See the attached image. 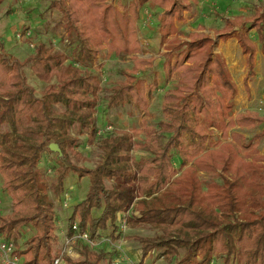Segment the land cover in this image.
<instances>
[{
  "label": "trees",
  "instance_id": "obj_1",
  "mask_svg": "<svg viewBox=\"0 0 264 264\" xmlns=\"http://www.w3.org/2000/svg\"><path fill=\"white\" fill-rule=\"evenodd\" d=\"M106 1L52 2V8L62 14L77 52L70 62L52 44L36 49L30 62L34 76L46 84L41 98L27 83L24 65L0 52V173L4 191L14 204L12 215L0 218V234L14 241L20 256L21 230L28 225L38 228L30 243L57 240L60 220L40 168L48 152L57 157V165H53L57 194L65 193L70 172L90 180L86 198L74 206L68 220L70 236L73 224L78 223L91 235L100 230L117 239L121 216L135 204L129 226L154 232L138 238L142 259L152 250H160L167 264H211L216 256L223 257L224 264L233 259L264 264V155L259 150L264 129L250 141L241 133H230L235 128L261 126L264 118L254 111L230 118L238 89L224 58L214 52L211 36L192 33L188 41L171 39L177 32L175 21L183 20V13L191 10L190 0L133 1L124 13ZM150 1L163 10L159 32L168 53L176 54L170 74L180 78L179 86L163 96L166 120L158 128L144 125L104 134L99 138L103 157L97 166L80 167L72 158H80L81 143L71 131L78 126L81 135H88L89 144L98 139L96 110L101 92L96 76L81 67L94 65L105 48L111 55L138 54L139 5ZM252 31L263 45L264 6L250 20L241 16L227 20L225 29L217 34L223 41L238 40L247 56L249 75L254 76L258 44ZM149 64L135 59L126 83L112 88L109 108L133 103L146 112L149 93L138 74H145ZM216 132L222 140L214 139ZM144 133L146 138L140 144L137 139ZM51 144L59 146L62 156L50 150ZM136 150L148 157L137 160ZM201 173L216 174L221 183L205 189ZM107 181L117 184L107 187ZM93 211L101 214L94 217ZM78 252L79 258L66 257L64 264H104L114 257L112 252L87 245H81ZM47 257L51 258L50 252ZM39 260L36 255L28 263L39 264Z\"/></svg>",
  "mask_w": 264,
  "mask_h": 264
},
{
  "label": "rangeland",
  "instance_id": "obj_2",
  "mask_svg": "<svg viewBox=\"0 0 264 264\" xmlns=\"http://www.w3.org/2000/svg\"><path fill=\"white\" fill-rule=\"evenodd\" d=\"M54 0H1L0 1V52L9 58H12L22 65L26 76L27 83L34 89L38 98L43 95L44 84L36 78L31 70L30 57L33 56L36 49L42 44H52L59 54L70 57L73 61L77 52L76 44L72 41L67 30V24L63 20L62 14L52 8L51 4ZM133 1L141 2L142 0H107L108 5L112 4L122 13L127 12ZM191 10L184 12V19L175 21L177 29L171 39L177 37L183 41H188L189 35L198 31L199 26H204L205 31L202 33L213 37L215 40L214 52L221 54L228 66L233 71V81L238 89L237 96L233 99V110L229 113L230 118L234 119L241 113L254 111L264 118V57L263 53L256 56L255 75L251 76L246 65V57L239 52L238 56H231L229 50L234 51V47L229 45L228 41H221L218 32L226 27L227 19H233L241 16L250 20L258 10V7L264 6V0H190ZM160 9L153 2H147L139 5L140 19L137 22V35L140 42V51L136 55H111L108 48L102 50L94 65L89 67H81L86 73L96 76L100 83L101 92L97 98L96 120L98 131L104 130L111 126L112 129L107 133L114 131H126L132 129H142L144 125L148 127H159L161 121H165L166 117L162 112L163 96L168 90H174L179 86L180 78L178 74H170V68L175 60V52L168 53L167 44L162 43L159 32ZM250 24L247 25L249 27ZM239 31H242L239 29ZM21 33L23 39L20 40L17 34ZM29 33H31L29 35ZM251 36L260 48V52L264 47L258 41V35L252 31ZM236 40V39H232ZM3 46V49L1 48ZM143 59L149 61L150 64L145 66V74L141 72L138 77L146 81L147 92L149 93V107L146 112H141L136 108L135 104H118L112 108L108 107L112 88L118 84L126 83L127 75L132 72L135 59ZM143 72V71H142ZM264 124L256 126L253 129L235 128L230 133H241L246 137V141H250L255 135L261 133ZM71 135L73 138L80 140L78 153L80 158H72L74 164L87 169H93L102 159L103 153L100 148V139L103 135H98V139L93 144L88 143V135H81L78 126L72 128ZM146 138V134H142L137 139L138 143H142ZM214 139L222 140L220 134L216 132ZM245 141V142H246ZM260 151L264 150V139L259 141ZM264 152V151H263ZM138 160L148 157L142 150H136L133 153ZM53 165H57L56 155L45 153L43 161L40 165L44 174L45 181L48 184V194L54 203V207L60 220L58 223L59 231L57 232V240H48L43 242L30 243V240L38 235V228L35 225H28L21 230L22 238L19 241L18 248L27 261L39 257V261L48 262L52 257H56L64 246L63 235L61 231L69 228V218L73 213L74 206L83 201L89 191L90 180L88 177H79L75 172H70L65 180V192L70 195L69 207L63 208L64 196L55 192L57 183L55 170ZM175 167L179 169L180 164L175 159ZM200 179L206 189L209 184L221 183L216 174H200ZM115 181H107V187L116 185ZM4 178L0 173V218H7L14 212V204L10 196L4 191ZM3 190V191H2ZM130 217L136 213L135 204L132 206ZM94 217L101 214L100 211L92 212ZM130 227V226H129ZM103 233V232H102ZM103 235H108L104 234ZM154 232L145 228H136L123 234L120 238L124 240L125 249L128 250L129 256L134 261L142 258L141 246L138 241L139 237L153 236ZM121 243L120 239L117 241ZM100 249L109 250L108 245H102ZM49 252L51 258L47 257ZM153 252H155L153 254ZM184 250L181 254H184ZM138 254V255H137ZM47 255V256H46ZM181 255V256H182ZM138 256V257H136ZM180 256V257H181ZM143 263L145 264H167V260L160 250H152ZM201 259V258H200ZM214 264H224V258L216 256L212 261ZM211 262V263H212ZM109 264V263H104ZM230 264H246L239 260H232Z\"/></svg>",
  "mask_w": 264,
  "mask_h": 264
},
{
  "label": "built area",
  "instance_id": "obj_3",
  "mask_svg": "<svg viewBox=\"0 0 264 264\" xmlns=\"http://www.w3.org/2000/svg\"><path fill=\"white\" fill-rule=\"evenodd\" d=\"M31 33H29L30 35ZM18 39L22 40L24 37L21 33L17 34ZM112 127L108 126L104 130L98 131L99 135L105 134L107 131L111 130ZM64 203L63 208L69 207L70 195L68 192L63 194ZM130 217V212L121 216L120 218V232L117 233L118 238L115 239L111 236H105L100 230H97L94 235L87 231L81 230L78 223H74L71 232L72 235H69L68 229H63L61 234L63 235L64 246L60 254L56 257H52V264H64V259L66 257L70 258H79V249L81 245H87L92 250H98L102 245L106 244L110 248L108 252L114 253V257L108 261L109 264H145V259H140L139 261H134L129 256V252L125 249L124 240L120 237L128 233L130 230L128 224V218ZM60 223V222H59ZM120 239L121 243L117 241ZM155 252H153L154 254ZM145 261V263H143ZM0 264H29L26 257L19 255L17 253V247L13 240H8L5 236L0 234ZM39 264H45L43 261H39ZM211 264H214L212 262Z\"/></svg>",
  "mask_w": 264,
  "mask_h": 264
},
{
  "label": "crops",
  "instance_id": "obj_4",
  "mask_svg": "<svg viewBox=\"0 0 264 264\" xmlns=\"http://www.w3.org/2000/svg\"><path fill=\"white\" fill-rule=\"evenodd\" d=\"M206 1V0H205ZM211 1V0H210ZM158 6L156 5V8H157ZM159 8V7H158ZM160 10L159 11H161V13L163 12V10L161 9V8H159ZM239 17V16H238ZM235 18H233V19H227V20H234ZM245 19V18H244ZM247 20V19H246ZM203 31H205V30H203ZM203 31H197V32H195V33H202ZM202 34H204V33H202ZM218 35V34H217ZM219 36V38H220V35H218ZM213 38V37H212ZM231 39V41H229L228 42V44H227V48H229V45L230 46H232V47H234V51L233 50H229V53H230V55L231 56H233V55H237L238 56V54H239V52L240 53H242L243 54V52H242V49H241V47H240V45H239V43H238V40L236 39V38H234V39H236V40H232L233 38H230ZM221 40V39H220ZM229 40V39H228ZM227 40V41H228ZM221 41H223V40H221ZM226 42V41H225ZM260 53H262V52H260V48H259V46H258V51H257V53H256V55H258V54H260ZM219 55H221V54H219ZM244 55V54H243ZM222 56V55H221ZM245 57H246V65H247V56L246 55H244ZM223 57V56H222ZM263 57H264V55H263ZM224 58V57H223ZM256 58H258V56H256L255 57V64H256ZM224 60H225V58H224ZM225 62H226V64H227V67H228V70L230 71V73H231V75L233 74V71H232V69H231V67H229L228 66V61H226L225 60ZM232 78H233V76H232ZM234 82V81H233ZM260 150V149H259ZM264 151V150H263ZM263 151H260V153L262 154V155H264V152ZM138 255V254H137ZM136 257H138V256H136Z\"/></svg>",
  "mask_w": 264,
  "mask_h": 264
},
{
  "label": "water",
  "instance_id": "obj_5",
  "mask_svg": "<svg viewBox=\"0 0 264 264\" xmlns=\"http://www.w3.org/2000/svg\"><path fill=\"white\" fill-rule=\"evenodd\" d=\"M50 150H51L53 153H57V154H60V156H62L61 149L59 148V146H58L57 144H51V145H50Z\"/></svg>",
  "mask_w": 264,
  "mask_h": 264
}]
</instances>
